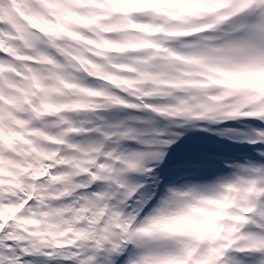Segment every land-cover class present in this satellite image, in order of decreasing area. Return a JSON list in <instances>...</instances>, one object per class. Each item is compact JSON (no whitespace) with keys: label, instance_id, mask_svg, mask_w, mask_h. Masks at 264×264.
I'll return each instance as SVG.
<instances>
[{"label":"snow or ice","instance_id":"obj_1","mask_svg":"<svg viewBox=\"0 0 264 264\" xmlns=\"http://www.w3.org/2000/svg\"><path fill=\"white\" fill-rule=\"evenodd\" d=\"M0 264H264V0H0Z\"/></svg>","mask_w":264,"mask_h":264}]
</instances>
